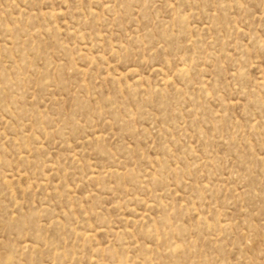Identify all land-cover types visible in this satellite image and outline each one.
Masks as SVG:
<instances>
[{
	"label": "rangeland",
	"instance_id": "rangeland-1",
	"mask_svg": "<svg viewBox=\"0 0 264 264\" xmlns=\"http://www.w3.org/2000/svg\"><path fill=\"white\" fill-rule=\"evenodd\" d=\"M0 264H264V0H0Z\"/></svg>",
	"mask_w": 264,
	"mask_h": 264
}]
</instances>
